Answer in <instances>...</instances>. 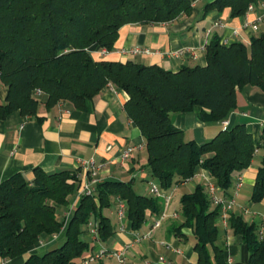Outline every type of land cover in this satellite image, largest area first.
<instances>
[{"label": "trees", "instance_id": "1", "mask_svg": "<svg viewBox=\"0 0 264 264\" xmlns=\"http://www.w3.org/2000/svg\"><path fill=\"white\" fill-rule=\"evenodd\" d=\"M258 0H216L206 11L231 10L243 17ZM193 11L191 0H0V78L8 89L0 104V120L19 111L38 118L43 104L35 97L41 90L46 108L69 102L85 110L110 85L128 95L127 116L140 129L147 149L150 178L168 192L191 181L200 169L228 191L235 177L252 164L255 151L264 147V127L259 143L244 125L221 131L199 145L186 141L172 119L173 113L200 108L204 122H224L237 108V96L247 86L264 90V35L242 43L222 45L214 38L206 47L205 66L171 72L160 66L133 61L94 58L92 51H113L121 28L131 24L169 23ZM82 172L48 173L34 169L33 181L16 174L0 185V249L14 260L29 255L23 264H78L91 250L83 234L90 223L98 225L100 241L108 242L116 229L108 210L122 201L133 231L150 217L162 214V201L138 194L133 181H105L92 195L81 196L68 218L71 197L82 188ZM255 203L264 200V167L253 189ZM207 188L198 185L180 200L181 224L193 231L198 264H229L216 246L220 209L212 210ZM231 228L243 237L250 264H264V241L256 224L231 214ZM65 232L61 247L31 253L44 236ZM214 249L212 257L209 247Z\"/></svg>", "mask_w": 264, "mask_h": 264}, {"label": "crops", "instance_id": "2", "mask_svg": "<svg viewBox=\"0 0 264 264\" xmlns=\"http://www.w3.org/2000/svg\"><path fill=\"white\" fill-rule=\"evenodd\" d=\"M193 11L169 23L131 24L121 28L114 52L102 55L96 47L92 54L97 60L133 61L145 66L157 65L171 72H178L184 67L205 66L207 64L205 48L214 38L226 41L227 45L242 43L247 46L253 38L264 35V20L259 18L264 14V0L253 4L243 17H232L231 10L206 11V7L216 0H191ZM249 23L258 25V30ZM148 49L149 54L122 56L115 51L120 49ZM184 52L179 57H171L170 53ZM8 95L7 87L0 78V104L5 103ZM128 95L118 89H104L93 101L86 105L85 110L77 109L69 102H62L52 108H46L47 97L42 98L38 118L23 116L19 111L7 119L0 120V185L16 174H22L27 181H33L34 169L42 168L48 173L58 171H78L79 160H95L104 163L105 168L98 178L101 182L133 181L134 190L139 194L138 182L150 184V172L144 164L148 156L145 151H136L124 164L119 163L120 156L127 147H134L144 142L140 129L129 119L125 111ZM201 109L194 108L186 113H173L171 119L174 125L183 131L186 141H194L203 145L214 139L225 130L222 122H204L200 118ZM228 129L236 125H244L252 135L255 143H259L264 127V90L247 86L239 91L237 108L227 119ZM264 167V147L257 149L251 166L242 174L244 184L231 214L241 216L247 223L256 224L258 228L264 225V200L253 202V189L258 172ZM212 180L209 173L200 169L188 183L181 184L165 192L172 196V204L168 213L179 212L180 200L184 194L194 191L198 185L206 186ZM190 186H193L190 188ZM186 188V193L176 196V189ZM228 191L219 194L229 195ZM80 200V190L71 197L67 212L70 218ZM163 212L166 210L163 199ZM115 203L116 233L106 243L95 241L89 232L83 234L91 250L82 259L101 249L118 251L124 249L133 241L134 232H148L152 217L139 231H133L131 222L125 218L124 229L119 227ZM212 210L216 209L211 205ZM242 208L251 211L245 215ZM181 224V218H167L162 226L154 230L149 239L133 244L126 253V264H198V254L195 251L193 231L188 228L180 232L175 227ZM220 232L216 246L224 252L229 264H250V251L243 237L236 234L228 226L219 224ZM65 241L64 230L56 237L44 236L43 240L33 248L30 254H43L59 248ZM163 243L169 244L167 248ZM178 249L181 253L175 252ZM214 257V249L209 247ZM29 255L10 260L2 257L0 249V264H23ZM151 259V260H150ZM106 261H116L114 257H104L94 264H105ZM82 260L78 262L81 264Z\"/></svg>", "mask_w": 264, "mask_h": 264}, {"label": "built area", "instance_id": "3", "mask_svg": "<svg viewBox=\"0 0 264 264\" xmlns=\"http://www.w3.org/2000/svg\"><path fill=\"white\" fill-rule=\"evenodd\" d=\"M253 9V5L249 6V10ZM264 20V14L259 18L258 22H261ZM253 30H258V25L253 24L251 25ZM249 23L245 25V28L251 27ZM222 45H227L226 41H221ZM206 50V48H205ZM101 54L106 56L109 55L110 53H113L114 51H108L106 49H101ZM117 54H120L122 56H136L140 54H149L150 51L148 49H140V48H133V49H120L115 51ZM184 52H176V53H170L171 57H179ZM108 88L114 90L115 87L109 86ZM35 97L38 99H42L44 97V94L41 90H37L35 92ZM225 130L228 129V122L224 121L222 122ZM145 142L141 143L140 145L134 146V147H127L126 149L123 150L119 163L121 165H124L135 153L136 151H143L145 150ZM257 153V150L255 151V154ZM78 166L82 172V188L80 190V197L81 196H89L92 195L94 192L95 187L101 183V181L98 178V175L100 172L105 168L104 163H98L95 160H79L78 161ZM244 184V178L242 175H239L235 177L232 181V189L231 193L229 195H222L220 196V192L223 191L220 189L213 180L208 181L206 188L209 193V197L211 200V204L215 206L216 208L220 209V219H219V224H222L224 226H228L229 224V217L233 211V209L238 206L237 199L239 197V194L242 190ZM151 186V193L154 195V197L163 199L165 202V207L166 210L162 212L161 215L153 217L151 222L148 224L149 229L148 232L145 234H142L140 232H134L132 233L133 235V241L131 244L126 245L124 249L118 250V251H109L106 249H101L100 251L96 253H92L89 255L87 258L83 259L81 264H94L99 262L101 259L104 257H114L118 261L119 264H126V253L129 250V248L136 243L141 242L142 240L149 239L151 237V234L154 230L160 228L163 224V222L167 218H174L177 219L179 218V214L177 212H172L168 213L167 209L171 206L172 204V196L169 194H166L164 191H162L157 185L150 183ZM243 213L245 215L250 214L251 211L247 208H242ZM117 217L119 220V227L123 230V221L126 218V207L125 204L122 201H118V206H117ZM89 232L94 238L95 241L100 242L99 238V233H98V225L96 223H90L89 225ZM258 235L261 241H264V225H262L259 228ZM57 236V235H56ZM54 236V237H56ZM163 245L167 248H172L169 244L163 243ZM175 252L181 253L180 250L174 249ZM151 264V263H147Z\"/></svg>", "mask_w": 264, "mask_h": 264}, {"label": "rangeland", "instance_id": "4", "mask_svg": "<svg viewBox=\"0 0 264 264\" xmlns=\"http://www.w3.org/2000/svg\"><path fill=\"white\" fill-rule=\"evenodd\" d=\"M144 151H145V153H147V149L146 148H145ZM145 162L146 163L144 164V166L146 167L147 164H148V158H147V160ZM150 183H153V184L157 185L161 189V187L159 185V182L156 179H151ZM138 186H139V190H138L139 194L145 195V196L154 197V195L150 191L151 186H150L149 183H147V182H138ZM192 187L193 186H190V188H192ZM187 191H188V189H186V188H181V189L179 188V189H176L175 193H176V196H179L180 194L186 193ZM115 209L116 208H115V205H114V206H112V208L110 210H108V214H109V216L111 218L112 223H115V212H116ZM105 264H116V261H106Z\"/></svg>", "mask_w": 264, "mask_h": 264}]
</instances>
